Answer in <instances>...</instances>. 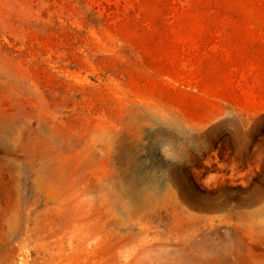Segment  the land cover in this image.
Instances as JSON below:
<instances>
[{"label": "rangeland", "instance_id": "rangeland-1", "mask_svg": "<svg viewBox=\"0 0 264 264\" xmlns=\"http://www.w3.org/2000/svg\"><path fill=\"white\" fill-rule=\"evenodd\" d=\"M0 264H264V0H0Z\"/></svg>", "mask_w": 264, "mask_h": 264}, {"label": "bare ground", "instance_id": "bare-ground-1", "mask_svg": "<svg viewBox=\"0 0 264 264\" xmlns=\"http://www.w3.org/2000/svg\"><path fill=\"white\" fill-rule=\"evenodd\" d=\"M118 151V150H117ZM117 155V154H116ZM124 156V155H123ZM120 159V158H119ZM124 174H125V171H124ZM130 176V175H129ZM125 178V177H124ZM136 178V177H135ZM129 179V178H128ZM130 180V179H129ZM126 181V180H125ZM129 183V182H128ZM146 186V185H145ZM131 187V186H130ZM136 187V186H135ZM138 187V186H137ZM140 187V186H139ZM133 188V187H132ZM151 188V187H150ZM141 189V188H140ZM143 189V188H142ZM145 189V188H144ZM130 190H132V189H130ZM128 192V191H127ZM133 192V191H132ZM131 192V193H132ZM142 192V191H141ZM150 192V191H149ZM148 192V193H149ZM152 195V194H151ZM124 196V195H123ZM129 196V195H128ZM147 196V195H146ZM127 197V196H126ZM134 197H135V195H134ZM143 197V196H142ZM154 198H156V197H154ZM146 199H147V197H146ZM149 199V198H148ZM153 201V200H152ZM134 202V201H133ZM147 202V201H146ZM135 203V202H134ZM136 204V203H135ZM148 204V203H147ZM144 205V204H143ZM134 206V205H133ZM136 206V205H135ZM141 207V206H140ZM143 207V206H142ZM145 208V207H144ZM143 209V208H142ZM142 209H140V210H142ZM140 210H138L137 212H139ZM143 211V210H142ZM136 212V211H135Z\"/></svg>", "mask_w": 264, "mask_h": 264}]
</instances>
